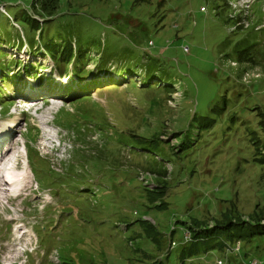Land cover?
Instances as JSON below:
<instances>
[{
	"label": "rangeland",
	"instance_id": "rangeland-1",
	"mask_svg": "<svg viewBox=\"0 0 264 264\" xmlns=\"http://www.w3.org/2000/svg\"><path fill=\"white\" fill-rule=\"evenodd\" d=\"M30 2L0 0V147L15 141L28 181L0 192V264H264V235L233 221L264 223V0H56L69 58L28 45L12 9ZM81 109L101 130L73 127ZM155 135L166 158L142 143ZM32 149L54 179L30 170ZM159 184L161 208L142 195Z\"/></svg>",
	"mask_w": 264,
	"mask_h": 264
},
{
	"label": "trees",
	"instance_id": "trees-1",
	"mask_svg": "<svg viewBox=\"0 0 264 264\" xmlns=\"http://www.w3.org/2000/svg\"><path fill=\"white\" fill-rule=\"evenodd\" d=\"M55 1L56 0H31L29 5H32V11H34L35 14L32 12L30 13L29 10L25 8L26 7L25 5H23V4L22 5L21 4L16 5L15 4L16 6H13L12 14H13L14 18L21 24L20 29H22L25 32L27 37L29 36L28 45L30 47H34L36 41H39L40 43L44 44L45 47L49 44L48 42H50V41H61L64 43L62 46L61 53L63 56L69 58L71 56V53H72V50H70V47H71L70 45H71V41H72V39H71L72 36L70 34L71 29H70L68 23L58 20L59 16L65 14V13H62L60 11L58 14H56L55 10H57L58 7L55 5ZM18 8L20 10V13L14 12V10L18 9ZM36 17H38V18H36ZM0 21L3 24L8 22V18L5 17V14H0ZM5 27L7 29L13 28V26L11 24L6 25ZM39 34H40V37H41L43 42L37 39L39 37ZM35 36H37V38H35ZM16 40L17 41L22 40V37L20 36L19 32H17V31H16ZM11 41H13V39H11V37L8 36L7 42L6 41H4V42H6L8 44H13L14 42H11ZM77 48L79 49V51H82V48L80 46H77ZM0 51H3V50L0 48ZM240 52L241 53H239V56H240L241 61L251 63V64L256 63L255 59L248 57V55L243 53V51H240ZM52 54H53V50L51 52V55ZM5 55L1 56V58L5 57ZM241 55H244V57H242ZM139 56L143 59L142 55H139ZM12 62H14V61H12ZM67 62L68 61H66V63ZM157 63H159V62H157ZM151 67H152V64H149L148 67H146V69H148L146 72L147 75H149L148 71H149V69H151ZM161 67H162V65L159 64V68H161ZM152 72L153 71L150 72L151 78L155 77V74H156L158 76L159 80L161 79L166 84H170V83L176 84L173 80H171L170 76H167L166 72H165V75L161 74L162 76H160L157 72H154L155 74ZM158 81H156V82H158ZM165 87H167V86H164V88ZM106 89H109V88H106ZM81 112L83 113V115L79 114L78 116H82V118H81L82 120L80 121L82 123H76L75 121H71V124L74 125L73 126L74 128H76L78 125H81V127L82 126H88V129L90 127H95L96 130H101L102 123H101L100 118L93 117L91 114H88V112L86 110H83V109H81ZM76 117H77V115L74 118H76ZM87 119H88V121H87ZM74 120H76V119H74ZM92 120L96 121V124H94L93 126H90L89 124H91ZM89 121H90V123H89ZM61 122H60V124H62ZM162 141H163V138H161V135H155L152 137H148V136L142 137V143L148 145V146H146L147 149H152L156 152L155 154H158V156L166 158V156L163 153H164V150L166 149V145L168 142L162 143ZM134 145H137V144H134ZM138 145H139V143H138ZM179 145H180V147L183 148L185 145V141L180 140ZM171 149L172 150L174 149L173 146H171ZM77 151H81V150H77ZM27 154H28V150H27ZM80 154L81 153L79 152L78 156H76L74 158L79 159ZM182 156H184V155H182ZM29 162H30V164L33 165L32 170L38 176V180L40 179L42 181H47L49 179L55 178L53 172L48 169L49 167H51V164L49 162L48 163L43 162V160L39 157V154L36 151H34L33 149H32L31 156L29 158ZM74 166L77 167V164L75 165L74 162L69 160L68 167H70V168L68 170V173L74 172V174H76L75 170H74ZM151 172L156 173L154 171H151ZM159 175L163 176L164 173H159ZM63 183L72 184L74 182H65V179L64 180H57V182H56L57 188L59 189V187ZM159 185H160L159 186L160 188L157 191H152L150 189H146L148 191V195L142 193L143 197H145V200L150 202V206H155L157 204V202L162 201L163 197H165L164 188L166 190L167 186L163 185V184H159ZM164 203H165V201H164ZM157 205L158 206H155V207L161 208V205H163V204L159 203ZM229 212L224 213V216L226 214H229ZM233 221L236 223L235 225H237L239 227V229H238L239 232L241 230H242V232H240V233H243L244 231H246V233H244V234H246L248 237L257 236V235H264V223H261V219H255L252 221H246L243 219H241V220L233 219ZM229 224L230 223L227 222L225 224H222V227H217L216 229H219V230H217L219 232L216 231V233H214L213 235L214 236H220L221 235L220 233H223L222 235L224 236V238L229 240V235H230L229 231L230 230H229V228L226 227ZM235 225H233V226H235ZM197 228L203 229L204 227L199 228V226H197ZM195 234H196V232H195ZM195 234L194 233L192 234L193 235V239L191 240L192 243H207L208 240L212 239L208 230L205 233L204 237L202 238L203 239L202 241L195 240L196 239ZM220 243L221 242L218 243V246H220ZM191 247L195 248V246H193V244H191ZM189 252H190V249H189Z\"/></svg>",
	"mask_w": 264,
	"mask_h": 264
},
{
	"label": "bare ground",
	"instance_id": "bare-ground-1",
	"mask_svg": "<svg viewBox=\"0 0 264 264\" xmlns=\"http://www.w3.org/2000/svg\"><path fill=\"white\" fill-rule=\"evenodd\" d=\"M30 81V80H29ZM61 81H65V79H61ZM44 124H48L47 121L44 122ZM10 128H3L0 130V137H2L4 134H8L10 132ZM15 147V141L12 140L11 142H9L8 144H6V146L4 147V149L1 151L0 154V192L4 193L5 191V186H8V184L2 180V175L5 172V165L9 163V161L12 160V158L16 157V150L14 149ZM17 169V168H16ZM15 169L14 168H10V172H6L5 174L8 175L9 173L14 172ZM14 184H11L14 186V189H18V181L13 180ZM28 184V181H26V179H24L22 181V188L20 190L23 191L26 189ZM17 193H19V191H17Z\"/></svg>",
	"mask_w": 264,
	"mask_h": 264
},
{
	"label": "built area",
	"instance_id": "built-area-1",
	"mask_svg": "<svg viewBox=\"0 0 264 264\" xmlns=\"http://www.w3.org/2000/svg\"><path fill=\"white\" fill-rule=\"evenodd\" d=\"M218 263H220V262H218ZM254 264H256V263H254Z\"/></svg>",
	"mask_w": 264,
	"mask_h": 264
}]
</instances>
